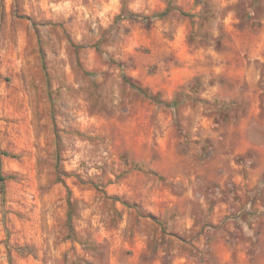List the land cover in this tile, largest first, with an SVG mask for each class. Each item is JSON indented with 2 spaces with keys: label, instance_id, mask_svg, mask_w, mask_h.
Instances as JSON below:
<instances>
[{
  "label": "rangeland",
  "instance_id": "obj_1",
  "mask_svg": "<svg viewBox=\"0 0 264 264\" xmlns=\"http://www.w3.org/2000/svg\"><path fill=\"white\" fill-rule=\"evenodd\" d=\"M0 149V264H264V0H0Z\"/></svg>",
  "mask_w": 264,
  "mask_h": 264
},
{
  "label": "trees",
  "instance_id": "obj_2",
  "mask_svg": "<svg viewBox=\"0 0 264 264\" xmlns=\"http://www.w3.org/2000/svg\"><path fill=\"white\" fill-rule=\"evenodd\" d=\"M170 8H165L163 11L159 12V13H152L151 15H140V14H135V13H131L130 16L133 19H151L152 17H163L165 16L168 12H169ZM139 90H141L139 87H137ZM152 98V97H151ZM178 104V102L175 100H172L170 102H166L165 105H168L170 107H176V105ZM10 155L7 151L0 149V166H1V157L2 156H7ZM13 156V155H10ZM4 176L1 174L0 171V187H1V192L4 193Z\"/></svg>",
  "mask_w": 264,
  "mask_h": 264
}]
</instances>
